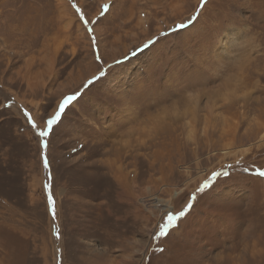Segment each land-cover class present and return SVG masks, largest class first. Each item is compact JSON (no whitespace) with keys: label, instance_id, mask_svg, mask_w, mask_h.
<instances>
[{"label":"rangeland","instance_id":"obj_1","mask_svg":"<svg viewBox=\"0 0 264 264\" xmlns=\"http://www.w3.org/2000/svg\"><path fill=\"white\" fill-rule=\"evenodd\" d=\"M260 171L264 0H0V264H264Z\"/></svg>","mask_w":264,"mask_h":264},{"label":"snow or ice","instance_id":"obj_2","mask_svg":"<svg viewBox=\"0 0 264 264\" xmlns=\"http://www.w3.org/2000/svg\"><path fill=\"white\" fill-rule=\"evenodd\" d=\"M74 7H75V10H76V12H77V14L79 16L80 21L84 24V26L87 29V31H89L90 33L93 32V28L89 27L90 21L88 20L86 14H85V10L88 7V5H85V8L76 7L75 5H74ZM108 8H109V5H107V4L102 6L101 16H103V15H105L107 13ZM92 23H95V22H92ZM180 27H183V25H180ZM92 39H93V42L97 44V48H98V42L96 41V38H95L94 35H93ZM97 58L99 59V57H97ZM92 83H93V80H89L87 82V84L89 86H91ZM75 99H76V96L74 94L73 95H69L59 104L58 109L55 111L54 115L50 116L47 119V121H46L48 129H51L54 125H56L58 122L61 121L62 114L65 112L66 106H68ZM27 118L31 122V120H32L31 116H27ZM33 127H38V126L33 124ZM39 135L41 137L47 136L48 135V131L42 130V131H40ZM258 175L261 176V177H264V171L258 172ZM206 186L207 185H205V187ZM49 203L53 204L52 215L55 216L54 200L51 197L49 198ZM187 207L190 209L191 208V204H189ZM185 215H186V211L185 210L180 211L178 214H172V212L170 211L167 214L166 223H164L163 226L160 227L159 235L160 236H164L165 235L164 229L168 228L169 225L173 224L177 220L178 216L179 217H183ZM161 251H163V249H161Z\"/></svg>","mask_w":264,"mask_h":264},{"label":"bare ground","instance_id":"obj_3","mask_svg":"<svg viewBox=\"0 0 264 264\" xmlns=\"http://www.w3.org/2000/svg\"><path fill=\"white\" fill-rule=\"evenodd\" d=\"M67 10V9H66ZM66 10H65V8H61V12H60V14L61 15H63V14H65L66 13ZM143 13V12H142ZM142 13H141V19L139 20V22H142L143 20H144V18H146L145 16L143 17L142 16ZM68 25H69V21L65 24V27L66 28H68ZM101 27L99 26V25H96V27H95V33L97 34V37L99 38V40H98V42L100 41V34L102 33L101 32V29H100ZM227 38V37H226ZM100 43V42H99ZM230 44V42H229V39L227 38L224 42H223V44H222V46H223V48H227L228 49V45ZM55 48H57V47H55ZM133 66V65H132ZM129 67V66H128ZM131 67V66H130ZM27 78V77H26ZM95 253V252H94ZM175 257V256H174ZM181 257H183V256H181ZM87 258H89L90 259V257H87ZM177 258V257H176ZM107 259V258H106ZM111 260V259H110ZM180 260H181V258H180ZM187 260V259H186ZM205 260V259H204ZM75 261L76 262H78V259L77 258H75ZM91 262V261H90ZM216 262V261H215ZM98 263V262H97ZM106 263H107V261H106ZM105 263V264H106ZM109 263V262H108ZM182 264V263H181ZM186 264V263H185ZM214 264V263H213Z\"/></svg>","mask_w":264,"mask_h":264}]
</instances>
